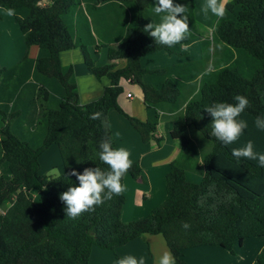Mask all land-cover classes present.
<instances>
[{"label":"trees","instance_id":"1","mask_svg":"<svg viewBox=\"0 0 264 264\" xmlns=\"http://www.w3.org/2000/svg\"><path fill=\"white\" fill-rule=\"evenodd\" d=\"M113 2L127 5L131 18L120 39L101 41L77 0H0V8L14 10L11 16L27 50L37 48L35 59L26 53L16 65L0 68V165L6 163L9 172L8 178L0 174V207L15 198L12 207L0 212V264H88L92 247L115 251L145 235L161 236L176 264H187L186 249L218 246L233 253L245 239L264 237V167L231 154L249 140L264 154V131L255 123L264 118V41L259 29L264 0H230L211 33L195 21L194 0H173L187 7L191 34L172 47L155 44L144 31L147 24L161 22L163 14L153 10L157 0H96L85 9ZM193 40L199 41V60L142 68L140 61L147 54H172L173 47ZM90 47L105 48L107 63L96 65ZM76 48L89 74L109 81L98 99L84 105L73 67L59 60L61 53ZM119 60L126 62L123 68H117ZM186 71L192 75L185 76ZM121 81L140 88L145 121L119 106ZM237 95L249 101L237 118L248 127L237 142L225 146L211 135L212 118L204 111L215 103L235 104ZM111 110L128 121L144 144L159 146V123L172 122L170 136L180 142V151L169 165L165 200L146 217L123 223L122 192L70 219L59 197L79 186L71 171L110 170L99 159V145L111 139L116 149ZM97 112L101 119H90ZM52 145L58 148L64 172L48 178L39 173V157ZM141 172L133 162L122 185L125 176L138 179ZM186 172L199 175L200 183L188 182ZM185 223L190 225L187 230ZM256 262L264 264V253Z\"/></svg>","mask_w":264,"mask_h":264},{"label":"crops","instance_id":"2","mask_svg":"<svg viewBox=\"0 0 264 264\" xmlns=\"http://www.w3.org/2000/svg\"><path fill=\"white\" fill-rule=\"evenodd\" d=\"M77 1L81 5L82 15L87 17L90 27L94 26L101 35V38L98 39L99 36L92 29V33H94L97 40L104 41L108 37H112L111 39L114 40L120 39L124 27L131 18V11L127 5L113 2L98 5L96 10L89 8V12H87L85 8L91 6L96 0ZM205 3L206 0H194V18L201 30L211 33L217 22V17L210 11L205 14L201 10ZM259 29L264 41V14L259 24ZM88 50L96 65L107 63V50L105 48L95 50L90 47ZM172 50V54L166 51H159L142 57L140 61L142 68L148 70L165 68L197 61L201 58L198 40H193L186 46H175ZM26 53L30 59H35L37 48L32 46L27 50L23 35L13 17L6 10L0 8V68H9L16 65ZM59 60L61 65H71L74 69L80 104L84 105L98 99L109 85L108 79H96L89 74L78 48L61 53ZM125 63V60H119L116 62V66L117 68H123ZM191 75L192 71L185 72V76ZM199 79L196 80L197 83ZM120 85L123 88V93L118 98L119 106L128 115L140 121H145L146 111L140 88L125 81H121ZM127 94H131V98H127ZM108 119L116 149H126L130 153L129 159L132 163L137 162L142 170L138 179H133L130 176V178L125 176L123 179V187L125 183L129 185L128 192L131 198L128 203L125 198L121 219L123 223H128L146 217L165 200L166 176L169 172L170 163L179 154L180 142L170 136L171 121L159 123L157 137H161L162 142L157 146L154 142L144 144L128 121L115 110L109 112ZM49 150L52 151L49 152ZM53 157L54 151L50 147L39 157V172L41 171L42 163L45 165ZM6 166V163L0 165V174L8 178V171L7 175L4 172V169L8 170V166L7 168ZM40 174L46 175L43 172H40ZM35 197L36 194L33 198ZM14 202H12L10 207H12ZM8 209L5 211L0 209V212L4 213ZM166 251L169 250L163 239L160 240L157 236L145 235L117 248L115 251L92 247L88 264H117L119 259L126 256H134L137 260L143 258L145 264H156L157 260ZM261 253H264V237L245 239L241 246L235 245L233 247V253L218 246L189 248L183 251V259L187 264H257L256 258Z\"/></svg>","mask_w":264,"mask_h":264},{"label":"clouds","instance_id":"3","mask_svg":"<svg viewBox=\"0 0 264 264\" xmlns=\"http://www.w3.org/2000/svg\"><path fill=\"white\" fill-rule=\"evenodd\" d=\"M228 0H206L202 11L207 14L209 11L217 17V24L226 14ZM154 13L161 15V22L158 24L149 23L144 31L153 38L155 44L172 47L181 43L190 36L188 16L185 13L187 7L181 4H174L173 0H157V6L153 7ZM9 15L14 10H8ZM180 18H177V17ZM235 104L215 103L205 108L211 120V135L227 146L237 142L244 130L248 127L247 122L237 119L240 114L249 106L246 97L237 95L234 97ZM102 113H93L90 119H101ZM256 127L264 131V118L258 117L255 121ZM99 159L110 169L102 172L100 168H85L83 174L75 170L70 175L75 176L79 186L69 187L63 192L59 199L65 205L66 216L70 219H77L85 212L94 211L95 207L102 205L113 196L120 195L124 187L121 183L123 176L132 167L129 159L130 153L124 149H114L111 139L102 140L100 145ZM232 156L238 161L240 159L254 160L260 167H264V154L254 150V144L249 140L243 147L232 149ZM189 224H183L188 229ZM242 259V257H241ZM117 264H145L144 259L137 260L134 256H126L117 261ZM156 264H176L175 257L170 251H166Z\"/></svg>","mask_w":264,"mask_h":264},{"label":"rangeland","instance_id":"4","mask_svg":"<svg viewBox=\"0 0 264 264\" xmlns=\"http://www.w3.org/2000/svg\"><path fill=\"white\" fill-rule=\"evenodd\" d=\"M50 147L54 151V157H53V159H51L45 165L42 163V167H41V171H40V172L45 173L46 174L45 176L48 177V178L58 177L64 172V169H63V166H62V163H61V159H60V156H59V153H58V150H57L58 149L57 146L52 145ZM50 151H52V150H49V152ZM6 168H7V166H6ZM7 171L8 170L4 169V172H6V175H7ZM185 178H186V180L188 182H191V183H194V184H198L201 181V177L199 175L191 173V172H186L185 173ZM128 188H129V185L125 183L124 184L123 194L125 195V198L127 199V203H128V201H130V198H131V195L128 192ZM33 196H35V194L31 195L32 198H33ZM14 201H15V198L11 197L10 199H8L6 202H4L2 204L0 209L5 211L6 209H8L11 206L12 202H14ZM155 236H157L158 239L162 240L161 236H159V235H155Z\"/></svg>","mask_w":264,"mask_h":264},{"label":"built area","instance_id":"5","mask_svg":"<svg viewBox=\"0 0 264 264\" xmlns=\"http://www.w3.org/2000/svg\"><path fill=\"white\" fill-rule=\"evenodd\" d=\"M126 96H127V98H131V94H127Z\"/></svg>","mask_w":264,"mask_h":264}]
</instances>
